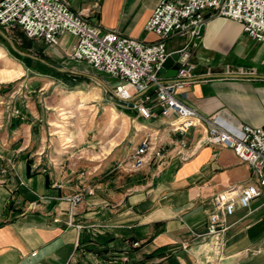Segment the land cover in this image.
<instances>
[{"label":"crops","instance_id":"1","mask_svg":"<svg viewBox=\"0 0 264 264\" xmlns=\"http://www.w3.org/2000/svg\"><path fill=\"white\" fill-rule=\"evenodd\" d=\"M65 1L92 24L143 41L156 39L143 25L159 0ZM4 30L0 26V36ZM74 42L62 35L50 52L65 54ZM165 48L192 64L193 76L177 91L185 93L187 105L217 114L227 126L264 124V42L250 39L240 23L208 17L193 43L188 34H177L165 40ZM175 67L173 62L165 70ZM49 83L23 92L0 84V264H191L205 253L211 264H264V186L247 208L237 206L226 216L219 250H211L203 236L211 196L228 185L254 183L248 165L229 148L206 143L198 127L172 132L173 117L157 115L156 108L153 117L143 118L133 106L138 94L126 102L113 95L122 114L118 133L89 139L90 122L67 134L74 94L65 102L45 101ZM146 96L151 105L153 95ZM145 134L162 153L127 171ZM178 138L185 141V159ZM85 141L93 142L87 150ZM83 152L88 158L82 161ZM80 161L87 171L78 170ZM73 192H81L82 200L70 207L60 197Z\"/></svg>","mask_w":264,"mask_h":264},{"label":"built area","instance_id":"2","mask_svg":"<svg viewBox=\"0 0 264 264\" xmlns=\"http://www.w3.org/2000/svg\"><path fill=\"white\" fill-rule=\"evenodd\" d=\"M221 16L242 26L252 40L264 42V0H159L145 21L143 28L156 36L154 41H143L120 35L97 24L90 23L81 13L69 9L65 0H0V26L17 27L26 38L40 40L56 46L62 35H70L75 42L65 56L76 62H85L99 73L117 80L114 96L123 102L138 94L133 106L143 118L157 115L173 117L172 132L182 135L189 127H198L209 144L229 148L251 170L254 183L232 184L214 193L210 198L205 235L219 250V236L226 228L225 218L235 207L247 208L264 186V124L227 126L217 114L204 115L187 105L179 92L191 78L192 64L184 54L176 59V75L172 80L161 81L155 71L170 55L165 40L172 35L188 34L189 42L199 36V30L208 17ZM178 50V55L182 53ZM153 95L151 105L145 101ZM178 151L182 159L185 141L178 138ZM162 147L156 146L150 134H145L130 154L127 171H136L150 158L159 157ZM149 156V157H148ZM70 207L82 200L81 192L60 197ZM136 244V243H135ZM134 244V245H135ZM186 248V244H182ZM204 254L202 260L191 264H211Z\"/></svg>","mask_w":264,"mask_h":264},{"label":"rangeland","instance_id":"3","mask_svg":"<svg viewBox=\"0 0 264 264\" xmlns=\"http://www.w3.org/2000/svg\"><path fill=\"white\" fill-rule=\"evenodd\" d=\"M20 34L19 29L14 30L11 28L4 30L3 36H0V73L15 68L22 72V75L20 74L18 78L0 82V84H9L10 86L7 87L9 91L17 90L23 92L24 90L36 89L44 81L50 80L49 87L43 89V95L45 96L44 100L51 103L56 101V97L61 102H65L66 97L74 94L73 102L76 103L71 106L72 109H69L73 111L71 113L73 117H67L65 119L67 123H64L67 125L64 127L67 134L76 127L81 130L84 125L90 122H92V127L87 133L89 139L91 137L102 138L111 133H118L122 129L123 125L120 121L121 108L116 106L118 102L113 96L115 79H111L106 74L96 73L85 63L74 62L66 57L65 54L56 53L55 55L51 53L50 49L52 47L47 46L40 40L27 38L23 41ZM26 54L41 58L46 63L34 60ZM35 74H45L51 78L38 77ZM90 75L96 76L107 88L94 78H91ZM52 78L57 80H52ZM43 86H47V84H43ZM58 86L63 88H57ZM30 94L33 96L35 93L31 92ZM38 102L41 105L43 104L41 98H39ZM109 106L112 108L111 111L104 110L105 107ZM103 112H108V114L105 115ZM54 115L57 118L60 117V115L58 116V110H56ZM103 122H105V126ZM92 143V141H85L82 147L87 150ZM112 143L113 141L110 142V144ZM94 145L97 144H93V148L96 149ZM80 156L82 161L88 158V154L85 152ZM77 168L80 171L88 170V166L81 161Z\"/></svg>","mask_w":264,"mask_h":264},{"label":"water","instance_id":"4","mask_svg":"<svg viewBox=\"0 0 264 264\" xmlns=\"http://www.w3.org/2000/svg\"><path fill=\"white\" fill-rule=\"evenodd\" d=\"M177 54L172 53L170 54V56H168L164 62L161 64V66L155 71V76L159 77V76H163V77H167V78H174L176 75V68H172L170 70H165L166 66H171L172 63L174 62V60L176 59ZM96 80H98L99 82H101L98 78H95ZM102 83V82H101ZM131 105V104H129Z\"/></svg>","mask_w":264,"mask_h":264},{"label":"bare ground","instance_id":"5","mask_svg":"<svg viewBox=\"0 0 264 264\" xmlns=\"http://www.w3.org/2000/svg\"><path fill=\"white\" fill-rule=\"evenodd\" d=\"M0 53H1V49H0ZM21 73L22 72L19 71L18 68L10 69L7 72L0 73V80H10V79L18 78V76Z\"/></svg>","mask_w":264,"mask_h":264},{"label":"trees","instance_id":"6","mask_svg":"<svg viewBox=\"0 0 264 264\" xmlns=\"http://www.w3.org/2000/svg\"><path fill=\"white\" fill-rule=\"evenodd\" d=\"M20 30V29H19ZM21 32V31H20ZM20 37H21V39H23V41H24V39H27L24 35H23V33L21 32V34H20Z\"/></svg>","mask_w":264,"mask_h":264}]
</instances>
